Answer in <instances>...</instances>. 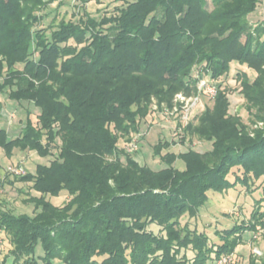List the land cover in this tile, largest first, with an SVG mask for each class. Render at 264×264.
I'll return each instance as SVG.
<instances>
[{
  "label": "trees",
  "instance_id": "1",
  "mask_svg": "<svg viewBox=\"0 0 264 264\" xmlns=\"http://www.w3.org/2000/svg\"><path fill=\"white\" fill-rule=\"evenodd\" d=\"M91 1L101 3L80 4ZM115 1L112 13L94 17L70 2L0 0V93L40 111L36 125L28 119L10 141L1 129L0 147L8 158L14 148L49 158L32 174H7L30 185L35 195L26 201L36 213L15 215L0 204V264H212L234 254L243 233L264 230V130L252 138L237 124L225 90L214 86L213 109L184 128L211 151L162 155L172 142H159L153 152L166 168L153 171L125 149L153 101L171 106L177 93L228 75L232 62L255 71L253 82L236 77L248 112L264 123V21H248L260 0H211V9L207 0ZM53 3L77 21L38 28ZM179 159L183 171L173 165ZM258 182L262 197L250 219L216 231L219 242L179 228L182 217H197L208 192L252 191ZM62 193V206L48 200Z\"/></svg>",
  "mask_w": 264,
  "mask_h": 264
},
{
  "label": "rangeland",
  "instance_id": "2",
  "mask_svg": "<svg viewBox=\"0 0 264 264\" xmlns=\"http://www.w3.org/2000/svg\"><path fill=\"white\" fill-rule=\"evenodd\" d=\"M53 1L56 3L71 2V0ZM100 2L99 4L94 1L88 4L81 3L80 7L83 6L89 14L98 17L103 11L110 14L115 7L121 5L119 1L115 0H100ZM207 2L208 9H211V0H207ZM56 3L46 5L45 9L42 7L44 10L41 14L44 18L38 28L50 31L52 30L50 24L54 27L60 20L77 21V15H71V12L63 4L57 7L58 4ZM248 21L251 25L264 21V0H260L258 9L249 15ZM237 73H244L250 82H253L257 77L253 69L232 62L229 65L228 75L213 81L212 85L205 83L203 87L198 86L199 88L197 87V90L188 96L184 93H177L171 106L166 104L158 106L153 101L149 114L141 120L138 131L129 137L128 144H136L137 146L135 151L130 152L134 160L153 171L166 168V165L153 152L159 142L168 144L172 142V145L164 148L162 155L167 152L184 154L190 149L201 154L211 151V143L205 142L195 133L187 132L184 128L187 125L196 128L199 118L204 114L203 111L213 109L214 86L219 87L220 90H225L229 104L228 113L239 118L237 124L245 128V132L250 137L254 138L256 131L264 130V123L256 120L253 114L247 110L245 100L240 94L241 79L236 77ZM39 112V109L32 103H18L10 100L7 94L0 93V130L6 131L8 141L19 135L20 129L27 123L28 119L33 125H36ZM120 146H122V140H120ZM52 152L54 155L57 154L56 150ZM48 161V157L43 158L34 152L21 151L18 148H14L11 157L8 158L0 147V204L3 209L9 210L15 215L23 214L28 217L35 215L33 205L26 201L35 195L30 191V185L14 181L12 176L7 175L5 169L9 166H17L20 163L25 172L32 174L35 172L37 165H48ZM173 165L179 171L185 169L181 159L176 160ZM231 172H234L235 175L241 173L237 168H233ZM234 174L231 173L228 176L229 180L234 181ZM258 184L259 182L252 187V191L237 186L223 193L208 192V201L199 209L197 217H182L179 221V228L186 226L190 230L196 229L198 232L204 233L212 243L211 245L219 242L218 237L215 235L216 231L229 229L236 223L247 222L250 219L251 212L257 208L256 200L262 197L261 187H257ZM67 199L68 197L64 193L55 198H48L54 206H62ZM262 205H264V201ZM151 229L159 236L164 235L156 226H152ZM255 250L259 251L261 255L255 257L253 255ZM234 254L239 258L238 264H250V261L254 262L253 264L264 263V230L257 229L255 232L243 233L242 243L235 248ZM35 256L38 260L43 256L40 244L36 246ZM192 256L191 251L186 253L187 258ZM39 264H42L41 260H39ZM52 264H62V262L56 259Z\"/></svg>",
  "mask_w": 264,
  "mask_h": 264
},
{
  "label": "built area",
  "instance_id": "3",
  "mask_svg": "<svg viewBox=\"0 0 264 264\" xmlns=\"http://www.w3.org/2000/svg\"><path fill=\"white\" fill-rule=\"evenodd\" d=\"M70 3L72 6H76V7H79L81 5L80 0H71ZM200 85L203 87L205 85V82L201 81L198 86ZM205 89L208 90L207 87H205ZM125 149L127 152L130 153V152L135 151L137 149V146L136 144H133V145L131 144V145H128ZM21 165L22 164L19 163L17 166H9L5 169V171L7 174L12 175V176H21L25 173L24 168ZM1 245H2V242L0 239V249H1ZM253 255L256 257L261 254L259 251L255 250L253 252ZM234 261H235V255L232 253V254L221 256L216 261H214L212 264H233Z\"/></svg>",
  "mask_w": 264,
  "mask_h": 264
}]
</instances>
